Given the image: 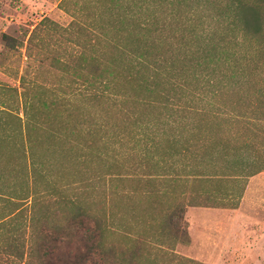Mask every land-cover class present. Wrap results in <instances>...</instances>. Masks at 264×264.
<instances>
[{
  "label": "rangeland",
  "instance_id": "374dc122",
  "mask_svg": "<svg viewBox=\"0 0 264 264\" xmlns=\"http://www.w3.org/2000/svg\"><path fill=\"white\" fill-rule=\"evenodd\" d=\"M75 8L0 0V264H23L38 233L68 234L78 217L111 262L264 264V34L244 36L229 0H157L144 88L93 100L50 59L51 28L27 57L34 26L66 27ZM21 77L38 104L30 152L16 137Z\"/></svg>",
  "mask_w": 264,
  "mask_h": 264
},
{
  "label": "trees",
  "instance_id": "16d2710c",
  "mask_svg": "<svg viewBox=\"0 0 264 264\" xmlns=\"http://www.w3.org/2000/svg\"><path fill=\"white\" fill-rule=\"evenodd\" d=\"M69 1L76 5L71 13L72 21L62 27L43 18L30 31L26 41L27 57L31 58L30 51L40 46L36 37L45 28H51V40L58 49L50 53V59L74 69L71 74L74 76L73 83H80L83 89L79 92L81 96L100 99L108 92L124 88L125 84L137 89L144 88L143 82L139 80V67L148 63L152 55L148 40L144 39L141 31L151 32L150 25L154 16L150 10L157 0H83L84 6L80 3L81 0H64V3ZM130 1L134 7H138L137 12L128 10ZM262 6L264 7V1L261 3L260 0H256L254 4L247 3L246 0H229L234 23L240 27L244 36L264 34V17L259 11ZM250 30L252 34H249ZM2 41L10 51L23 46L19 40L8 35H3ZM58 55H62L64 59L59 60ZM24 82L25 78L21 77L20 95L21 99L24 97L22 104L26 120L23 121L18 116L14 118L18 123L16 137L24 140L25 149L26 144L29 145L27 150L30 152L31 142L27 140L30 135H26L25 129L28 126L25 125L33 122L36 114L38 117L37 112L32 113L37 110L38 104L29 98ZM180 214L178 211L174 217L179 218ZM83 218L78 217L74 222L79 221L70 226L74 232L71 230L64 234L60 232V228L58 230V227L53 226L51 233H38L30 250L26 254L19 253L17 259L23 264H137L134 256L115 263L101 255L99 227L87 225Z\"/></svg>",
  "mask_w": 264,
  "mask_h": 264
}]
</instances>
